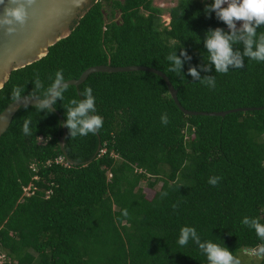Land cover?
<instances>
[{"label":"trees","instance_id":"16d2710c","mask_svg":"<svg viewBox=\"0 0 264 264\" xmlns=\"http://www.w3.org/2000/svg\"><path fill=\"white\" fill-rule=\"evenodd\" d=\"M211 2L177 0L165 24L154 0H93L68 37L11 73L0 89V113L18 85L30 96L37 77L47 87L58 70L71 80L98 65L160 70L190 111L254 108L224 117L187 115L152 72L92 73L69 85L54 107L65 121L69 101L90 86L103 127L76 138L66 127L65 155L58 115L20 107L0 137V245L17 264H208L195 243L178 245L185 226L234 256L264 248L241 223L245 216L264 223V63L245 58L243 69L228 74L201 68L206 31H228L205 13ZM175 49L192 57L183 78L168 70L166 56ZM190 67L201 77L215 75V87L195 81ZM26 119L31 136L22 132ZM214 176L221 178L215 186L208 182ZM142 183L155 191L151 198ZM255 254L264 264V253Z\"/></svg>","mask_w":264,"mask_h":264},{"label":"clouds","instance_id":"9594fccd","mask_svg":"<svg viewBox=\"0 0 264 264\" xmlns=\"http://www.w3.org/2000/svg\"><path fill=\"white\" fill-rule=\"evenodd\" d=\"M10 7L3 10L0 16V27L6 26L7 31H15L17 24L22 25L26 20L25 4H31L33 0H8ZM5 0H0L3 5ZM207 15L215 14L219 21H222L228 31L221 27L210 28L206 31L203 39L204 49L207 53V64L202 65L204 71H211L214 68L216 74H228L230 70L243 69L245 58L250 61L264 63V32L258 29L264 28V0H212L205 6ZM238 22L239 26H238ZM198 37V36H197ZM197 43L200 38L196 39ZM192 57L186 50L181 49L177 54L176 49L166 56L169 64V72L184 77L182 71L186 60ZM188 74L195 80L209 88L216 85V77H201L200 71L196 67H190ZM7 81V76L0 78V87ZM34 92L31 97L37 99L35 104L39 113L48 114L52 111L51 105H55L58 100H64V94L69 91V81L66 80L63 70H58L52 82L46 87L37 77L32 80ZM25 86H16L12 89V98L25 102V108L29 107V97L24 95ZM36 93H39L37 95ZM80 98H72L66 108L65 125L69 129L71 138L87 137L89 134H97L103 127V118L96 114V96L92 87H86L79 93ZM167 113L162 114L161 123L168 124ZM31 119L23 122L22 132L26 136L33 134ZM220 177H211L209 184L215 186ZM166 195V193L162 194ZM128 215L127 210L123 213ZM241 223L253 229L257 237L264 240V223L256 218L245 216ZM195 243L200 252L206 257L208 264H240V260L233 255V252L226 246H221L212 241H202L195 227L185 226L181 228L177 243L180 247H185L189 242ZM264 253V248L260 249Z\"/></svg>","mask_w":264,"mask_h":264},{"label":"water","instance_id":"95a60500","mask_svg":"<svg viewBox=\"0 0 264 264\" xmlns=\"http://www.w3.org/2000/svg\"><path fill=\"white\" fill-rule=\"evenodd\" d=\"M19 3L20 0H17ZM93 0H33L29 4H25L26 20L22 25L17 24L15 31L9 33L7 27H0V78L7 76V81L11 73L17 69L30 65L41 58L45 57L49 48L58 41L68 37L79 20L91 8ZM8 0H5L3 5H0V16L3 15V10L10 7ZM131 71H148L163 78L168 87L169 93L178 108L187 115H208V116H222L242 111L252 110L254 108H239L228 111L219 112H204V111H190L185 109L178 100L177 90L172 85L169 78L160 70L146 66H110L98 65L86 69L78 79H71L69 85L79 86L86 81L92 73H116V72H131ZM6 81V82H7ZM3 83V86L5 83ZM0 87V89L3 88ZM29 97L30 105L35 106L37 99ZM25 102L22 100H14L0 113V137L6 132L10 126L14 115L20 107L24 106ZM52 111L58 115L62 122L63 135L59 138V144L66 155L65 135L66 125L63 116L60 112L51 105ZM99 144L97 153L100 151ZM251 252V251H250Z\"/></svg>","mask_w":264,"mask_h":264},{"label":"rangeland","instance_id":"374dc122","mask_svg":"<svg viewBox=\"0 0 264 264\" xmlns=\"http://www.w3.org/2000/svg\"><path fill=\"white\" fill-rule=\"evenodd\" d=\"M177 0H154V5L160 7L163 10L162 20L165 24L168 22V11L169 8L173 7L176 4ZM239 25V22H238ZM144 187V191L147 194L148 198H151L154 194V190H150L145 186V183H142ZM255 252L259 253L260 249L256 251L246 252L244 250H239L235 254V257L240 260V264H258L259 263V255L255 254Z\"/></svg>","mask_w":264,"mask_h":264},{"label":"built area","instance_id":"2783aa9c","mask_svg":"<svg viewBox=\"0 0 264 264\" xmlns=\"http://www.w3.org/2000/svg\"><path fill=\"white\" fill-rule=\"evenodd\" d=\"M209 1V0H208ZM240 23V22H239ZM239 26V25H238ZM56 162L58 163H64V157H59ZM33 169L35 170L36 166L35 164L32 165ZM37 178V177H35ZM26 192H28L30 190V186L24 189ZM0 264H17V262L15 260H13L7 253L6 250H4V248H2V246L0 245Z\"/></svg>","mask_w":264,"mask_h":264},{"label":"crops","instance_id":"0c3cea01","mask_svg":"<svg viewBox=\"0 0 264 264\" xmlns=\"http://www.w3.org/2000/svg\"><path fill=\"white\" fill-rule=\"evenodd\" d=\"M169 23V16H168V22H167V24Z\"/></svg>","mask_w":264,"mask_h":264}]
</instances>
